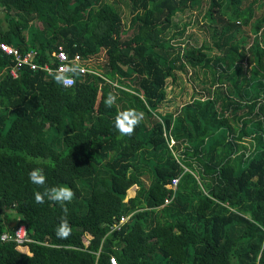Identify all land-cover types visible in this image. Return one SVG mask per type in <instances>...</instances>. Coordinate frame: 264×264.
Returning a JSON list of instances; mask_svg holds the SVG:
<instances>
[{
  "label": "trees",
  "instance_id": "16d2710c",
  "mask_svg": "<svg viewBox=\"0 0 264 264\" xmlns=\"http://www.w3.org/2000/svg\"><path fill=\"white\" fill-rule=\"evenodd\" d=\"M126 1L128 27L118 0H0V46L36 52L41 66L63 46L90 70L65 87L0 48V264H110L111 256L119 264H264L259 0H208L214 45L179 49L167 36L174 18L206 0ZM213 49L220 54L209 57ZM188 65L216 91L159 115L168 80ZM109 93L117 96L110 108ZM130 108L144 119L124 136L114 120ZM35 168L44 186L30 181ZM54 186L70 187L72 201L36 203L35 192ZM65 215L72 231L58 238ZM21 226L30 242L1 241Z\"/></svg>",
  "mask_w": 264,
  "mask_h": 264
},
{
  "label": "rangeland",
  "instance_id": "374dc122",
  "mask_svg": "<svg viewBox=\"0 0 264 264\" xmlns=\"http://www.w3.org/2000/svg\"><path fill=\"white\" fill-rule=\"evenodd\" d=\"M118 8L123 16L125 27L129 26L131 19V5L126 0H118ZM254 0H247L244 6H248ZM209 1L206 0L200 7L196 9H189L183 14H178L173 20L172 29L168 32V38L172 39V43L178 49L180 47H200L204 44L214 45V38L212 37V30L210 29V23L206 19V13L209 8ZM254 18L259 19L264 17V0H259L255 5ZM0 17H4V12L0 10ZM254 19V20H255ZM186 27L183 36L179 35V32ZM243 32H246L252 39L250 27H243ZM132 32H129V35ZM176 37V38H174ZM219 55L220 53L213 49L208 53L209 57L213 55ZM211 77L205 74L199 69H194L190 65L187 66L186 71H177V79L173 81L168 80L167 84V99L159 110V115L165 113L178 114L182 106L190 103L195 98L206 99L209 96V92L213 90L211 85ZM220 89V88H216ZM144 184L148 187L152 182L150 174L146 173L142 178ZM131 193L128 192L126 202L130 197H134L135 192L138 191V187L131 188ZM88 239V238H87ZM24 253H28V249H22Z\"/></svg>",
  "mask_w": 264,
  "mask_h": 264
},
{
  "label": "built area",
  "instance_id": "2783aa9c",
  "mask_svg": "<svg viewBox=\"0 0 264 264\" xmlns=\"http://www.w3.org/2000/svg\"><path fill=\"white\" fill-rule=\"evenodd\" d=\"M1 51L8 55V56H13L16 61L18 62L19 65L25 64L28 65V67L33 70H43L47 72L50 75H58L61 74V70L65 68H75V72H70L66 73L68 76L69 82L67 84H63L65 87H72L75 85V75L76 73H79L81 75H84L90 70L87 67V60H85L81 54H75L73 57L70 56L68 52H66L65 48L63 46H59L55 57H52L53 60H51V63H47L44 66H41L39 64V61H36V52H28L26 54H22L12 46L2 44L0 46ZM54 66H52V65ZM12 75L14 78L18 77V74L16 70L12 71ZM179 178L174 179L171 189L174 191L173 194L168 197L165 200V205L170 204L174 198H175V193L179 184ZM129 217L127 218H122L121 222L119 225L115 226L113 230L120 231L121 225L126 223L128 221ZM2 242H13L16 243V245H23L25 243L30 242V239L27 235V228L25 226L19 227L13 234H5L1 238ZM110 264H119L118 260L116 257L111 256L110 257Z\"/></svg>",
  "mask_w": 264,
  "mask_h": 264
},
{
  "label": "clouds",
  "instance_id": "9594fccd",
  "mask_svg": "<svg viewBox=\"0 0 264 264\" xmlns=\"http://www.w3.org/2000/svg\"><path fill=\"white\" fill-rule=\"evenodd\" d=\"M75 68H65L61 70V74L55 76V80L58 84H67L69 82L68 76L66 73L75 72ZM117 100V96L109 93L104 103L107 107H112ZM144 119V113L138 111L134 108L127 109L118 113L114 120V126L118 130L121 135L131 136L135 128L139 126V124ZM30 181L38 186H44L46 183V175L42 168H35L29 173ZM74 191L68 186H54L51 188H45L44 192L41 193L39 191L34 193L35 201L38 204H43L45 202V198L48 200L66 204L67 202H71L74 198ZM65 212L67 209L65 208ZM71 225L67 219V216L61 218L59 225L55 229L56 235L58 238H67L71 234Z\"/></svg>",
  "mask_w": 264,
  "mask_h": 264
},
{
  "label": "crops",
  "instance_id": "0c3cea01",
  "mask_svg": "<svg viewBox=\"0 0 264 264\" xmlns=\"http://www.w3.org/2000/svg\"><path fill=\"white\" fill-rule=\"evenodd\" d=\"M130 198H132V197H130ZM23 249V248H22ZM29 253V252H28Z\"/></svg>",
  "mask_w": 264,
  "mask_h": 264
},
{
  "label": "water",
  "instance_id": "95a60500",
  "mask_svg": "<svg viewBox=\"0 0 264 264\" xmlns=\"http://www.w3.org/2000/svg\"><path fill=\"white\" fill-rule=\"evenodd\" d=\"M15 225V224H14ZM13 227H15V226H13Z\"/></svg>",
  "mask_w": 264,
  "mask_h": 264
}]
</instances>
